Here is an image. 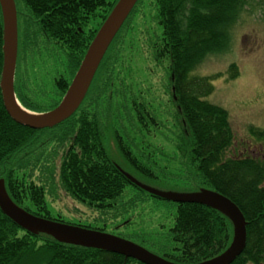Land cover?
I'll list each match as a JSON object with an SVG mask.
<instances>
[{
  "label": "trees",
  "instance_id": "obj_1",
  "mask_svg": "<svg viewBox=\"0 0 264 264\" xmlns=\"http://www.w3.org/2000/svg\"><path fill=\"white\" fill-rule=\"evenodd\" d=\"M117 1H18L25 11L22 15L18 13V21L23 17L27 20L26 24L37 28L32 34L45 44H50L52 50L49 51L55 55V70L59 71L53 78V86L59 97L55 103L47 105L46 109L41 106L30 109L17 96L22 106L34 112L47 113L59 105L88 46ZM143 1L137 3L122 30L132 21V17L140 16L143 12ZM233 2L234 0H154L155 12L149 19L155 22L156 30L152 32L155 35L152 34L148 39L147 47L152 51L149 53L151 62H165L168 65L169 80L173 79L177 98L176 118L186 129V132L183 130L186 137L178 141L181 146L178 152L181 157H188L192 165L196 164L187 171V185L182 186L181 190L192 192L206 187L228 198L239 208L248 223L247 244L243 254L233 264H245L264 260V163L249 156L247 151L240 153L241 157L227 159L226 155L234 142L227 113L206 101L213 92L214 78L189 77L188 74L198 56L225 44L233 14L232 11L228 15L223 14L225 12L221 7L226 5L231 8ZM28 29L26 27L24 31L23 43L27 42L29 35L32 36L25 34L30 32ZM122 30L99 67V78L110 59V52L118 44ZM2 39L0 16V75L3 61ZM117 53L119 56L124 54L122 48ZM119 63L118 60L115 62L116 67L108 65L111 70L103 81L107 87L110 81L120 78L116 70H122L123 66L117 68ZM237 75V68L232 65L228 79L233 80ZM95 91L97 88L93 82L78 112L58 127L44 131H34L15 124L7 115L0 95V179L4 180L6 191L13 202L29 213L46 220H55L52 219L45 198L46 189L52 191L54 186H58L74 201L90 210L111 212L117 207L115 203L123 195L124 188L129 186L108 159L101 129L94 115L83 111ZM138 110L135 108L140 121L142 119ZM250 133L259 137L254 131ZM258 135L262 136L264 132H259ZM46 139L48 143L42 145ZM60 149H63L62 153L57 154ZM120 149L124 151L121 153L128 159L127 164L134 172L151 176L146 174L149 173L146 169L144 173L134 163L127 149L124 150L125 146L119 147ZM33 155H36L34 162L45 168L43 175L46 176V182L35 183L32 180L31 170L37 166L31 163L30 157ZM27 202L29 205H26ZM167 230L168 237L173 238L171 244L179 246L168 252L173 256L165 254L169 251V248L165 250L166 246L162 248L164 251L158 250L159 247L153 241L150 244L144 239L136 244L157 255L163 254L172 262L196 264L221 254L232 237L231 226L225 218L199 205L177 206L171 227ZM33 244L54 248L55 252L48 254L52 256L44 264H140L124 260L115 254L63 245L44 235L33 236L19 229L0 212V264H17L20 259H28L29 256L32 257L26 262L38 264L39 256L31 254V250L37 248ZM29 248L32 249L28 251Z\"/></svg>",
  "mask_w": 264,
  "mask_h": 264
},
{
  "label": "rangeland",
  "instance_id": "obj_2",
  "mask_svg": "<svg viewBox=\"0 0 264 264\" xmlns=\"http://www.w3.org/2000/svg\"><path fill=\"white\" fill-rule=\"evenodd\" d=\"M18 1L17 10L22 15L25 11ZM143 6L144 10L139 13L140 16L132 17V21L122 30L118 44L114 45L109 54V61L102 73L99 72V75H102L95 80L97 91L83 107V111L94 115L105 140L104 148L108 159L113 164L117 163L124 173L134 179L138 177L140 183L166 192L181 191L182 186L187 185V171L196 164L192 165L188 157H181L178 152L181 148L178 141L186 137L183 133L186 129L176 118L177 98L173 79L169 80L168 65L165 62H151L149 53L152 51L147 47L148 39L154 34L153 30H156L155 22L149 19L155 12L154 0H144ZM221 8L224 9L223 14L228 15L231 11L233 14L225 44L198 56L188 74L189 77L214 78L213 92L206 101L227 113L234 137L233 146L226 155L227 159L233 156L241 157L240 153L247 151L249 156L264 163V135H258L259 132H264V0H234L231 8L226 5ZM26 23V19L19 18L15 95L31 107L30 109L38 108L37 106L46 109L47 105L55 103L59 98L53 86V78L59 71L55 70V55L49 51L52 50L50 44H45L39 37L34 36L33 30L37 28ZM26 27L30 32L25 34L32 36L29 35L27 42L23 43ZM120 48L124 53L122 57L117 53ZM117 60V68L123 66L122 70H116L120 78L116 77L113 82L110 81L107 87L103 81L111 70L108 65L116 67ZM232 65L236 66L238 75L230 80L228 72ZM17 100L19 101L18 98ZM135 108L139 109L141 114L140 121ZM23 110L32 116L44 114L27 108ZM252 131L259 137L252 136ZM46 143L48 139L42 145ZM118 145L120 148L125 146L124 150L127 149L134 163L142 170L146 169L149 173L145 170L144 173L151 176L134 172L128 166V159L121 153L123 150H119ZM63 149L57 154H61ZM23 157L24 154L22 159L25 158ZM30 158L31 163L37 165L31 170L32 180L35 183L46 182L44 167L34 162L36 155ZM53 189H46L45 194L52 219L74 226H84L89 231L132 239L126 240L134 244L144 239L150 244L153 241L160 251H164L162 248L165 246V250L169 248L165 253L168 257L173 256L168 252L179 248L178 245L171 244L173 238L167 235L177 205L166 199L150 197L144 194V191L128 186L116 201L117 207L113 212L103 213L75 202L58 186ZM26 205H29L28 202ZM32 246H36V250L29 248L28 251L32 249L31 254L39 256L38 264H44L54 251V248L49 249L41 244ZM29 258H22L17 264H29V261L26 262ZM263 263L264 260H261L256 264Z\"/></svg>",
  "mask_w": 264,
  "mask_h": 264
},
{
  "label": "water",
  "instance_id": "obj_3",
  "mask_svg": "<svg viewBox=\"0 0 264 264\" xmlns=\"http://www.w3.org/2000/svg\"><path fill=\"white\" fill-rule=\"evenodd\" d=\"M138 0H118L111 13L97 32L86 55L60 105L53 111L32 116L24 114L16 106L14 74L17 59V15L14 0H0L3 23V66L0 77V92L4 109L18 125L32 129H51L68 120L84 100L95 73L114 37L126 21ZM128 179L140 190L157 198L183 205L194 204L206 207L224 216L233 229L229 247L218 257L199 264H231L243 252L246 245V221L239 209L222 195L201 189L194 193L159 192ZM0 210L16 226L32 235H44L58 243L99 250L123 256L142 264H176L158 257L144 248L111 235L89 231L37 218L16 206L0 180Z\"/></svg>",
  "mask_w": 264,
  "mask_h": 264
},
{
  "label": "bare ground",
  "instance_id": "obj_4",
  "mask_svg": "<svg viewBox=\"0 0 264 264\" xmlns=\"http://www.w3.org/2000/svg\"><path fill=\"white\" fill-rule=\"evenodd\" d=\"M16 106H17V108L21 111V112H23L24 114H28V115H31V114H29L27 111V113H25V111L23 110V108H21V106L18 104V103H16Z\"/></svg>",
  "mask_w": 264,
  "mask_h": 264
},
{
  "label": "flooded vegetation",
  "instance_id": "obj_5",
  "mask_svg": "<svg viewBox=\"0 0 264 264\" xmlns=\"http://www.w3.org/2000/svg\"><path fill=\"white\" fill-rule=\"evenodd\" d=\"M264 264V263H263Z\"/></svg>",
  "mask_w": 264,
  "mask_h": 264
}]
</instances>
